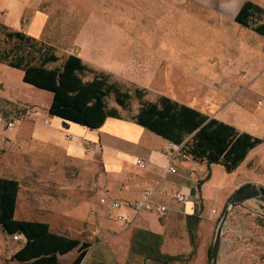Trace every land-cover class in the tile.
Segmentation results:
<instances>
[{"label":"rangeland","instance_id":"rangeland-1","mask_svg":"<svg viewBox=\"0 0 264 264\" xmlns=\"http://www.w3.org/2000/svg\"><path fill=\"white\" fill-rule=\"evenodd\" d=\"M231 1L233 0H0V24H5L12 30L26 31L36 12L43 11L47 18L39 30V37L54 46L60 57V61L52 64L53 66L60 65L73 50L95 58L96 42L102 36L100 33L114 30L113 26L122 32L134 34L140 49L152 45L153 49L160 51L162 50L160 41L164 40L167 47L162 51H166L168 56L170 51L177 54L174 55L176 58L174 64L168 59H160L162 61L160 63H149L152 58L147 57L136 59L140 60L141 64L149 63L156 67L177 66L192 71L205 68L207 72L216 73L217 76L204 77V73H196L195 75L199 74L196 77L207 79L220 91L228 80L226 72L232 70L236 74L240 73V76L229 79L228 85L225 86L227 92L233 91L229 106L224 109L223 103L213 109L211 107L213 103L208 105L200 103L197 109H203L208 113L218 110L220 120L254 136H257L256 134L262 136L264 131L258 128L254 130L253 124L257 119L253 121L255 118H252V114L264 113L263 90L256 87V83L264 74V63L263 73L256 75L255 58L252 55L241 69L238 68L239 63L227 61L226 33L229 32ZM253 1L264 8V0ZM216 10L225 12L224 16ZM259 22L264 23V15ZM10 45L12 42L7 39L6 30L0 26V50ZM91 66L98 69L94 65ZM122 72V75L111 73V80L118 81L124 91L131 93L129 108L124 110L113 98H109L108 103L119 108L122 120L135 122L134 117L140 110L142 102L154 100L161 95L162 89H158L161 75L154 73L146 79L145 85L150 86L147 88L133 75L130 76L129 72L123 70ZM124 74L128 77H123ZM6 76L9 82L1 79L0 89H6L5 93L8 91L21 101L25 99V102L35 103L39 110L37 118L25 111L13 112L19 116L20 123L8 134L10 136L17 134L18 145L14 146L15 150L10 149L6 141L8 139L4 140L0 135V176L18 180L21 200L33 201L34 204L29 206L33 209L47 210V218L56 231L65 228L70 237L80 238L81 241L88 243L106 235L120 234L118 211L112 210L109 204H102L100 200L101 197L109 200L118 198L120 201L129 199L111 193L116 184L109 181L108 177H104V171L99 166L100 158L94 159L92 164L72 161L61 157L60 152L56 151L50 142H44L41 137L33 134L31 124L35 123L38 127L36 132L44 133L51 130L52 125L49 124L51 115L48 113L51 92L42 93L33 89L34 86H22V78L12 77L14 75L8 72ZM141 76L146 77L143 73ZM186 84L184 86H187ZM168 85L178 89L181 87L172 81ZM137 87L146 91L141 100L136 96ZM22 103L9 102L0 97V111L7 112L24 107ZM258 115L256 117H259ZM260 119L263 118L260 116ZM62 144L67 146L65 142ZM177 160L195 161L197 164L202 162L186 156L182 149ZM220 167L214 164L213 177L207 179L210 180L203 195L204 212L215 206L216 195H219V188L224 180ZM208 173L210 170L207 168L202 177L205 178ZM129 186L128 183L124 184L122 190H127ZM175 196L176 194L173 197ZM196 200L200 201V198ZM40 201H43L44 205H40ZM199 205L202 207L203 204L199 202ZM69 211L75 213L78 211V218L69 217ZM24 215L18 210L15 217L23 219ZM39 216L41 217V214ZM235 216L238 217L237 223L231 229L236 239L230 241V244L235 243L231 250L237 252L233 262L264 264V210H260L256 203L251 207L245 206L244 203L243 206L232 209L222 240L226 237V229L230 228L231 217ZM33 217L37 215L33 214ZM27 218L31 217L27 215ZM105 222L103 227L102 223ZM23 244V240H14L0 226V264H21L11 256ZM75 252L77 254L78 251ZM223 256L221 253L219 260ZM66 259L61 262L67 264Z\"/></svg>","mask_w":264,"mask_h":264},{"label":"crops","instance_id":"crops-1","mask_svg":"<svg viewBox=\"0 0 264 264\" xmlns=\"http://www.w3.org/2000/svg\"><path fill=\"white\" fill-rule=\"evenodd\" d=\"M244 1L246 0H233L230 2L229 32L226 33L228 36L227 61L239 63L238 68L241 69L242 65H246L249 62V57L252 55L255 58L254 72H256V75H260L263 73L264 35H260L252 28L245 27L235 21L238 10ZM216 12L223 16L225 14L222 10H216ZM46 16L43 11H37L29 26L26 27L25 32L30 36L40 38L39 30L42 28L44 20L47 18ZM113 27L114 30L100 33L102 36L96 42L95 58L74 50L68 54L75 53L86 62L91 63V65L112 74L122 75V70L129 72L130 76L133 75L139 83L141 82L147 88L150 86L145 85L146 79L154 73H159L161 75L159 80L161 84L159 83L158 89H162L161 95H168L171 99L193 108H198L200 103H204L205 105L213 103L211 106L213 109L216 108V105H222L223 103L224 109L229 106V101L233 97V91L227 92L225 86L228 85L229 79L238 77V75L240 76V73L236 74L232 70L226 72L228 80H226L223 90L220 91L207 79L196 77L199 75H195L196 73H204V77L217 76L216 73L207 72L205 68H197L192 71V69L177 66L161 67L160 65L156 67L154 64L149 65V63L162 62L160 59H168L172 64L175 63L176 58L174 55L177 54L170 51V55L168 56L166 51H162L166 50V41H160V49L162 48L160 51L153 49L152 45L140 49L138 47V39L134 34L125 33V31H120L118 27ZM37 31L39 32L34 33ZM136 57H147L152 58V60L148 65H145L141 64L140 60H137ZM14 69L9 65L0 63V80L9 82V78L5 77L7 72L10 75H14L12 77L17 76L18 79L24 76L22 70ZM141 73L146 75V77L141 76ZM123 77H128V75L124 74ZM171 81L177 85L180 84V89L172 88V86L168 85ZM21 84L22 86H32L26 84L24 81ZM184 84L187 86H184ZM256 87L262 89L264 94V74L256 83ZM33 89L42 91V93L46 91L35 86ZM0 91L2 92L0 93V97L9 100V102H23L22 105L25 107H34V112L30 114L37 118L39 106L35 103L25 102V99L21 101L18 97H13L8 91L5 93L6 89H0ZM49 95L48 104L51 105L52 92ZM200 110L210 117H218L219 114L218 110L213 113L205 112L203 109ZM257 115L252 114V118H255L253 121L257 119L256 123L253 124L255 126L254 130L258 128L264 131V113L262 114L261 112L258 115L259 117H256ZM260 116L263 119H260ZM49 119V124L52 125L50 131L44 133L36 132L38 131V127L37 123H35L34 125L31 124L33 134L41 137L44 142H50L52 147L60 152L61 157L72 159V161L92 164L94 163V159L99 157V166L104 171V177H108L109 181H113L116 184L111 193L129 199L120 201L123 205L121 208L116 209L111 207L110 202L115 199L120 200L118 198L110 200L105 198L107 199V203L101 202L104 205L109 204L112 210L118 211L117 215L125 216L128 219V224L120 221L118 225L121 229L120 234L106 235L90 243V247L80 264H156V262L146 259L143 254L136 252L131 247L134 232L142 229L162 235L164 239L161 245L162 252L170 255H183L184 259L180 261V264H208V251L213 243L214 230L217 227L219 214L227 197L246 182L264 185V142L250 149L244 161L235 170L228 172L224 166L218 163L208 165L201 162L197 164L195 161H180L177 158L173 161L176 153L171 149L172 143L168 139L155 134L153 131L133 121L109 117L101 127L90 129V127L73 123L72 121L65 124L64 120L57 116H51ZM12 129L0 125V135L2 139H8L6 140L8 146L10 149L15 150L14 146L18 145L17 134L16 136L8 134ZM256 135L264 137V134L262 136ZM62 142L67 143V146H63ZM139 159L146 160V168H141L137 164L136 161ZM214 164L221 166L220 170L224 175V180L222 186L219 188V195H216L215 206L210 211L204 212V190H206L209 180L213 177ZM169 165L176 168V173L168 171ZM207 168L210 170V173L207 174V176H210V179L199 187L198 181L201 178L204 179L202 176ZM126 183L130 184V186L127 190H122L123 185ZM147 188L156 192L155 199L157 204L167 205L168 210L159 212L157 210L158 207H156L153 210L143 211L137 215L134 213L132 210L133 202L141 198L142 193ZM177 193H184L187 201L177 202L175 197H173ZM198 197L200 201L196 200ZM17 202L15 215L18 210L22 215L25 214L22 216L25 217L21 218L22 220L47 222L55 233L70 236L65 228L60 231L54 230L50 224L51 221L47 218V210L44 208L33 209L29 207L34 202L31 200L23 202L19 195ZM199 202L203 204L202 207H200ZM36 203L38 204V202ZM255 203V201L249 199L245 202V206L251 207ZM40 205H44L43 201H40ZM213 209H216V211L212 212ZM33 214H36L37 217H33ZM40 214L41 217L39 216ZM68 214L69 217L74 218H78L79 216L78 211L76 213L69 211ZM27 215L31 218H27ZM189 217L192 218L193 222L191 227L192 236L188 228ZM237 219L238 217L236 216L234 218L231 217L230 228H227L228 230L226 229L225 231L226 237L223 238V243L221 244L222 250L220 252L224 256L218 260V264H237L233 262L237 252L231 250L235 243L230 244V241L236 239L231 227H234ZM105 224L106 222L102 223V226L104 227ZM19 240L22 241V237ZM198 241L199 244H197ZM75 250L77 249L65 255H59V260L67 258V264H71L78 255V252L76 254Z\"/></svg>","mask_w":264,"mask_h":264},{"label":"trees","instance_id":"trees-1","mask_svg":"<svg viewBox=\"0 0 264 264\" xmlns=\"http://www.w3.org/2000/svg\"><path fill=\"white\" fill-rule=\"evenodd\" d=\"M263 15L262 6L253 0H246L238 10L235 21L264 35V23L259 22ZM0 26L6 30V37L12 42V45L0 50V63L22 70V79L26 84L52 92L48 109L51 116L63 119L65 124L72 121L96 129L109 117L121 118L119 108L109 105V98H113L124 110L129 108L131 93L124 91L118 81L111 80V73L92 67L75 53L68 54L60 65L53 66L60 61L54 46L25 31L12 30L5 24ZM135 92L140 100L146 94L139 87ZM16 111L23 112L25 108L17 107L7 112ZM134 121L171 143L181 145L186 156L208 165L218 163L228 172L244 161L250 149L264 142V137L241 131L233 124L210 117L168 95L143 101ZM208 178L209 175L199 179L198 186H202ZM19 189L18 180L0 176V226L11 236L20 234L24 241L12 259L21 264H62L58 256L77 249L78 255L71 264H80L90 243L55 233L47 222L17 219L15 211ZM191 219L188 218V228L192 236ZM163 241L162 235L142 229L134 232L131 247L156 264H180L183 255L162 252ZM208 253L210 261L211 246Z\"/></svg>","mask_w":264,"mask_h":264},{"label":"built area","instance_id":"built-area-1","mask_svg":"<svg viewBox=\"0 0 264 264\" xmlns=\"http://www.w3.org/2000/svg\"><path fill=\"white\" fill-rule=\"evenodd\" d=\"M24 108H25V113H27V114L34 112V107L29 108V107L24 106ZM46 122L48 123L49 121L46 120ZM19 123H20V118L16 113H9V112L0 111V125H2L3 127L10 129V128H14L16 126V124H19ZM171 149H172V151H174L176 153L175 157L173 159V161H174L177 158V156L180 154L181 145H176V144L172 143ZM136 162L141 168H146L147 162L145 159H139ZM168 171L170 173H176V168L172 165H169ZM155 197H156L155 191H153L152 189H146L142 193L141 198H139L138 200H135L133 202V205H132L133 209L132 210L134 211V213L136 215L143 212V211L153 210L156 207H158L157 210L159 212H164V211L168 210L167 205L157 204ZM175 200L177 202H186L187 201L184 193L177 194L175 196ZM101 202L105 204V203H107V199L101 198ZM110 204H111V207L113 209L121 208L123 205L122 202H120V200H116V199L111 200ZM214 211H216V209H213L212 212H214ZM118 218L121 222L128 224V219L125 216L119 214ZM12 237L14 240H19L22 236L17 233L15 235H13Z\"/></svg>","mask_w":264,"mask_h":264},{"label":"water","instance_id":"water-1","mask_svg":"<svg viewBox=\"0 0 264 264\" xmlns=\"http://www.w3.org/2000/svg\"><path fill=\"white\" fill-rule=\"evenodd\" d=\"M256 202L260 210H264V185L252 184L246 182L239 186L226 199V202L220 211L217 227L214 230L213 243L211 244V260L210 264H218L219 255L221 251V244L223 243L222 235L226 228L232 209L243 206L247 200Z\"/></svg>","mask_w":264,"mask_h":264}]
</instances>
